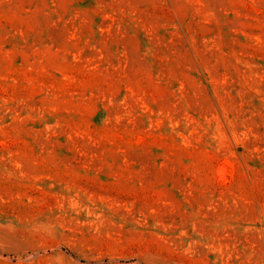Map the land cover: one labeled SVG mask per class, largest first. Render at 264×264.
<instances>
[{
    "label": "rangeland",
    "instance_id": "374dc122",
    "mask_svg": "<svg viewBox=\"0 0 264 264\" xmlns=\"http://www.w3.org/2000/svg\"><path fill=\"white\" fill-rule=\"evenodd\" d=\"M0 264H264V0H0Z\"/></svg>",
    "mask_w": 264,
    "mask_h": 264
}]
</instances>
